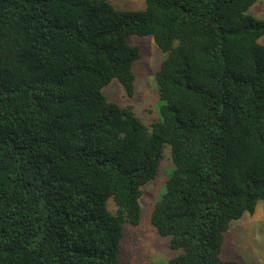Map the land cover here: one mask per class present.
<instances>
[{"label": "trees", "instance_id": "16d2710c", "mask_svg": "<svg viewBox=\"0 0 264 264\" xmlns=\"http://www.w3.org/2000/svg\"><path fill=\"white\" fill-rule=\"evenodd\" d=\"M258 1L0 0V264H120L165 153L159 264H240L221 258L225 234L264 202ZM131 36L163 53L150 125L102 93L116 80L133 95Z\"/></svg>", "mask_w": 264, "mask_h": 264}, {"label": "rangeland", "instance_id": "374dc122", "mask_svg": "<svg viewBox=\"0 0 264 264\" xmlns=\"http://www.w3.org/2000/svg\"><path fill=\"white\" fill-rule=\"evenodd\" d=\"M145 0H112L111 4L120 10H141ZM252 17L264 21V0L255 2L248 11ZM264 43V37L258 40ZM129 46L137 47L138 59L132 65L135 75V89L128 97L116 80H112L102 89L105 98L119 107L130 106L135 115L150 125L158 118V94L154 73L158 69L163 53L154 44L150 36L126 38ZM161 164L158 176L142 187L140 200L141 213L137 226L124 225L120 244V264H159L167 260L172 253L167 240L160 238L149 223V214L153 203L161 194L164 181L170 169L168 154ZM107 211L115 214L116 207L112 199L106 202ZM221 258L240 264H264V202L256 204L252 214H245L233 221L225 234Z\"/></svg>", "mask_w": 264, "mask_h": 264}]
</instances>
